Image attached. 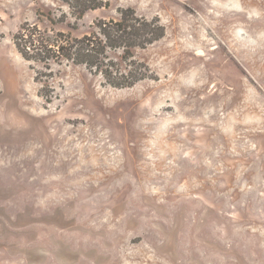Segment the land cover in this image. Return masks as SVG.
<instances>
[{
  "label": "rangeland",
  "instance_id": "1",
  "mask_svg": "<svg viewBox=\"0 0 264 264\" xmlns=\"http://www.w3.org/2000/svg\"><path fill=\"white\" fill-rule=\"evenodd\" d=\"M0 0V264H264V0ZM133 7L166 34L114 87L27 59Z\"/></svg>",
  "mask_w": 264,
  "mask_h": 264
},
{
  "label": "trees",
  "instance_id": "2",
  "mask_svg": "<svg viewBox=\"0 0 264 264\" xmlns=\"http://www.w3.org/2000/svg\"><path fill=\"white\" fill-rule=\"evenodd\" d=\"M63 1L76 9L80 18L89 10L108 5L105 0ZM118 13L117 17L95 19L80 35L26 26L16 35L17 46L27 59L67 60L86 66L111 86L130 87L151 77L149 66L136 60L135 52L162 39L166 26L157 17L139 15L133 7H120Z\"/></svg>",
  "mask_w": 264,
  "mask_h": 264
}]
</instances>
